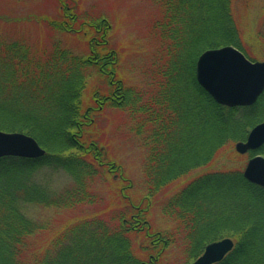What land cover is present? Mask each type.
<instances>
[{"label":"trees","instance_id":"16d2710c","mask_svg":"<svg viewBox=\"0 0 264 264\" xmlns=\"http://www.w3.org/2000/svg\"><path fill=\"white\" fill-rule=\"evenodd\" d=\"M57 1L63 11L62 19L50 25L76 33L79 19L71 11L69 0ZM155 1L162 11L154 28L162 46L161 75L164 81L167 78V84L161 96L141 106L149 117L138 123L140 130L137 126L135 131L136 135L144 131L150 134L146 144L150 153L144 168L151 183L147 200L174 180L211 163L226 145L244 141L250 129L264 121V93L253 106L230 108L219 104L196 77L197 61L208 49L232 45L255 60L254 52L248 53L244 48L242 30L233 13V0ZM81 27L94 33L90 56L85 61L63 49L38 55L25 42L0 38V129L24 132L46 151L39 158H0V264H153V257L161 256L162 248L169 244L171 234L155 232L150 226L148 205L134 204L123 195L129 209L113 217L114 222L118 220L117 225L102 217L83 220L67 228L39 258L24 257L31 235L42 228L28 215L29 206L72 208L93 204L98 197L91 186L104 170L120 175L127 187H131L121 166L104 159L103 148L96 141H84L96 113L93 105L84 106V94L91 78L86 72L88 67L98 69L99 74L109 79L111 91L103 97L105 102L120 96L123 100L127 98L125 106H128L132 90L125 88L116 76L118 57L106 38L109 29L106 19L87 20ZM255 39L264 41L263 20ZM181 96H187L185 100L191 102L193 114L181 115ZM97 100L100 97L95 103ZM130 107L134 110L137 105ZM18 117L23 118L21 124L15 120ZM183 121L189 127L204 128L190 137L192 142L185 140ZM181 146L187 152L178 158L176 150ZM259 152L264 154V146ZM254 154L250 152L251 156ZM172 155L175 159L169 162ZM60 171L73 179V186L64 192L53 190L47 176ZM243 172L238 169L204 175L175 194L164 207L163 212L179 221L185 231H201L202 245L223 236L236 237L234 249L217 264H264V187L248 181ZM214 196L232 204L224 206L227 215L214 213L218 215L216 220L206 222L217 206ZM209 200L210 204L206 203ZM207 206L212 207L211 212ZM224 223L234 226L222 228V236L208 235ZM136 234L151 241L152 258L141 260L135 255L133 236Z\"/></svg>","mask_w":264,"mask_h":264},{"label":"rangeland","instance_id":"374dc122","mask_svg":"<svg viewBox=\"0 0 264 264\" xmlns=\"http://www.w3.org/2000/svg\"><path fill=\"white\" fill-rule=\"evenodd\" d=\"M69 4L71 11L79 19L76 23V33L58 30L50 25L51 22L62 19L63 11L57 0H0V38L25 42L38 55L45 53L47 55L57 49H63L85 61L90 56V40L94 37V33L90 29L81 27V24L87 20L106 19L109 27L106 38L110 48L117 53L118 57L116 76L123 81L125 88L132 91L127 100L128 106H125L127 98L123 97L125 100L122 98L121 100L120 96L115 101L105 102L103 97L111 91L109 79L99 74L98 69L88 67L86 72L91 78L84 94V106L93 105L96 113L94 112L93 115L92 128L86 130L84 141H96L103 148L104 159L121 166L124 177L131 182V187H127L128 183H124L120 175L109 174L104 170L102 176L96 178L91 186L92 192L98 197L93 204L77 205L72 208L42 204L29 206L28 215L42 228L31 235L30 246L26 249L24 257L39 258L41 253L44 254L51 247L52 242L67 228L83 220L102 217L111 225L115 223L117 225L119 222L118 220L114 222L113 217L129 209L128 203L123 198L124 195L129 202L148 205V221L155 232L171 234L169 244L162 248L161 256L157 259L153 257V264H192L211 242L208 241L205 245L200 244L202 232L185 231L179 221L168 217L163 212L164 207L175 194L204 175L238 169L244 171L252 156L250 153L239 154L235 149L236 143L228 144L218 151L211 163L174 180L151 200L145 199L147 189L151 186L144 170L150 153V148L146 145L150 134L144 131V134L136 135L135 131L138 127L140 130L138 123L141 124L149 117V113L141 109V106L149 103L154 97L161 96L160 92L167 84V78L164 81L161 75L160 61L162 60L159 56L162 55V46L154 28L156 21L161 17V8L155 0H69ZM233 13L242 30L245 50L251 54L254 52L252 56L255 60L264 61V41L255 39L259 26L262 20L264 21V0H233ZM6 40L5 42H8ZM185 78L184 72L182 73L183 81ZM96 93H99V96ZM97 97H100V100L96 101L98 104L96 106ZM181 98L183 105L181 115L193 114L191 102L188 103V100H185L187 96H181ZM190 99L194 101L192 97ZM130 105H137V108L130 110L132 108ZM200 114L205 115L204 112ZM22 119L18 117L15 120L21 124ZM183 122L185 140L188 142H192L191 138L204 129L201 126L189 127L186 121ZM148 128L149 125L146 126V130ZM179 148L176 150V157H184L183 153L187 152V149L183 146ZM174 159L172 155L169 162H173ZM47 176H50L48 180L53 190L64 192L65 189L73 186V179L63 171L53 172ZM205 193L211 195L209 191ZM212 198L217 206L214 207V212L209 214L206 222L216 220L218 215L215 216V214L227 215L224 206L232 204V201L222 200L217 196ZM206 203L210 204V200ZM207 207L210 208L208 212H211L212 207ZM232 224L224 223L222 226L219 225L220 228L212 226L213 229L208 235L222 236L221 230L234 226V223ZM236 226L238 227V224ZM224 238H231L235 244L237 243L234 236H223L221 239ZM133 241L135 255L141 260H147L151 255L153 256V248L149 244L151 241L146 240L142 234L134 235Z\"/></svg>","mask_w":264,"mask_h":264},{"label":"water","instance_id":"95a60500","mask_svg":"<svg viewBox=\"0 0 264 264\" xmlns=\"http://www.w3.org/2000/svg\"><path fill=\"white\" fill-rule=\"evenodd\" d=\"M196 76L199 84L221 105L251 106L264 92V61H252L234 46L205 51L198 59ZM264 145V122L251 129L246 141L236 143L240 154L259 150ZM46 153L38 141L27 134L0 130V158L16 156L39 158ZM245 178L264 187V155L252 157L244 171ZM234 241L225 238L210 243L192 264H216L234 248Z\"/></svg>","mask_w":264,"mask_h":264},{"label":"flooded vegetation","instance_id":"af4514ba","mask_svg":"<svg viewBox=\"0 0 264 264\" xmlns=\"http://www.w3.org/2000/svg\"><path fill=\"white\" fill-rule=\"evenodd\" d=\"M153 243H155V242H153ZM153 256L151 255V258H152Z\"/></svg>","mask_w":264,"mask_h":264}]
</instances>
